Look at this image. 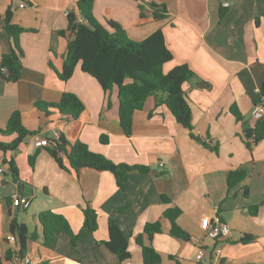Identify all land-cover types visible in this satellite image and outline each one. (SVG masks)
Returning <instances> with one entry per match:
<instances>
[{"label":"crops","instance_id":"1","mask_svg":"<svg viewBox=\"0 0 264 264\" xmlns=\"http://www.w3.org/2000/svg\"><path fill=\"white\" fill-rule=\"evenodd\" d=\"M77 1L0 0L1 55L12 50L4 29L8 10L12 23L24 29L20 79L10 82L0 74V130L19 111L24 127L34 135L50 136L57 127L71 144L81 141L115 164L149 170L131 174L122 190L110 172L85 170L78 177L66 157L62 168L44 148L34 145L33 136L15 152L0 151L1 263L16 264L6 260L8 252L20 250L11 230L15 220L28 230L25 256L30 264H144L135 238L155 222L161 223L162 232L144 235L143 240L159 252V264H264V206L255 216L249 212L264 201V140L254 144L255 134L252 138L246 134L256 129L251 112L263 96L264 0H94L96 19L107 28L109 21L118 23L133 41L162 33L173 56L165 73L187 66L195 74L183 87L194 116L192 130L176 122L162 102L164 95L157 93L134 114L129 136L120 124L118 87L106 92L81 64L69 80L59 76L70 39L68 14L78 13ZM23 3L29 7H21ZM152 4L165 6L168 17L153 21ZM65 93L84 104L77 119L35 106L58 103ZM103 135L107 144L101 142ZM16 137L0 133V142ZM4 160L15 161L17 181ZM241 168L247 172L245 181L229 189V173ZM15 195L31 198L30 208L14 207ZM88 206L98 215V228L81 233ZM170 207L180 209L177 224L191 240L171 236L170 220L164 216ZM45 213L63 217L73 235L81 233L76 244L61 232L51 246L41 221ZM205 218L227 224L231 238L209 239L201 227ZM110 219L128 241L129 260L120 261L99 244L109 240ZM12 235L17 242L9 240ZM246 235L253 241L242 243Z\"/></svg>","mask_w":264,"mask_h":264},{"label":"trees","instance_id":"2","mask_svg":"<svg viewBox=\"0 0 264 264\" xmlns=\"http://www.w3.org/2000/svg\"><path fill=\"white\" fill-rule=\"evenodd\" d=\"M94 0H78L76 12L68 14L69 42L67 54L64 60L63 71L59 74L63 81L69 80L76 67L81 64L85 73L98 80L102 88L107 92L115 86L118 87L119 97V118L120 124L126 135L132 132L133 117L137 111L143 110L149 97L162 93L163 104L171 112L176 122L185 128L193 129V112L189 98L184 91L185 83L190 82L195 74L187 66H178L168 73L164 72L166 63L172 61V53L167 48L162 33L156 32L142 42L131 40L126 31L116 22L109 21L108 28L102 25L93 14ZM153 21L164 20L168 17V10L165 6L151 5ZM225 10L221 16L224 17ZM142 18H144L142 16ZM4 29L12 41V50L4 55L3 65L7 67L8 74L3 75L7 81L16 82L20 79L23 69V51L20 47V35L24 29L12 23V11L8 10L4 18ZM66 32H62L65 35ZM264 95V85H263ZM36 108L41 111H57L67 119H77L85 107L82 101L74 94L65 93L58 103H37ZM237 113V112H236ZM241 118L240 114H237ZM4 135H16V139L10 143L0 142V151L3 153L17 151L28 136H33L22 123V115L19 111L14 112L9 118L4 130ZM264 140V121L256 125L254 144ZM103 144L108 143L107 136L101 137ZM44 149L62 167L64 157L67 158L70 169L80 177L85 170H93L98 173L110 172L114 174L120 189H125V184L131 174L135 172L146 173L148 168L144 166H131L127 164H115L104 155L95 153L88 145L81 141L69 143L65 137L59 140L50 139L48 146ZM218 151V148H216ZM8 166L13 179H19V169L14 160H4ZM247 177L245 169L241 168L231 171L228 176L229 189H233L243 183ZM244 195L249 196L248 188ZM165 204L171 203L170 199L163 197ZM264 206V201L259 205L249 208L251 215L255 216L259 209ZM121 211V210H119ZM180 209L169 208L164 216L170 220V234L173 237L189 241L191 236L182 230L177 224L180 216ZM85 222L81 233L85 231L95 232L98 228V215L90 206L84 209ZM41 221L45 226L47 242L51 240L53 245L55 238L61 233L71 236L73 244H76L81 236L73 235L63 217L45 213L41 215ZM13 234L18 236L20 250L17 253L8 252L6 260H13L16 255L25 256L26 243L29 238L25 225L13 221L11 224ZM162 232L160 222L150 223L145 226L144 233L136 236V244L142 249L144 264H159L162 257L154 248L145 245L144 235L153 236ZM50 236V238H49ZM35 238V235H31ZM254 237L246 235L241 242L253 241ZM49 243V242H48ZM100 245L107 247L120 261L131 259L128 251V241L117 224L109 221V240L100 242ZM49 245V244H48ZM0 264L1 260H0Z\"/></svg>","mask_w":264,"mask_h":264},{"label":"built area","instance_id":"3","mask_svg":"<svg viewBox=\"0 0 264 264\" xmlns=\"http://www.w3.org/2000/svg\"><path fill=\"white\" fill-rule=\"evenodd\" d=\"M137 1H143V0H137ZM21 7H29V5L23 3ZM3 62H4V55L0 54V73H2L3 75H7L8 69L6 66L3 65ZM251 115L256 123L260 121H264V95L262 96L261 102L253 107ZM64 119H67V117L64 116ZM61 136L62 135L60 131L56 127L51 130L50 136L45 135L44 133H38L36 135H33L32 139L36 147L44 148L48 146L50 139L59 140ZM3 172L4 170L1 168L0 174ZM31 204H32V199L24 195H15L12 198V205L16 208L27 210L30 208ZM201 227L204 230L206 236L211 240L218 241V240H228L231 238V229L225 223H220L218 221H213L210 218H205L201 223ZM9 240L15 243L17 242V237L15 235H12L10 236ZM203 254H204L203 250H200L198 252L199 260L202 259ZM13 260L16 264L31 263L30 259L26 256L21 257L19 255H16Z\"/></svg>","mask_w":264,"mask_h":264},{"label":"water","instance_id":"4","mask_svg":"<svg viewBox=\"0 0 264 264\" xmlns=\"http://www.w3.org/2000/svg\"><path fill=\"white\" fill-rule=\"evenodd\" d=\"M246 134L249 138H252V136L255 134V130L254 129H250L248 131H246Z\"/></svg>","mask_w":264,"mask_h":264}]
</instances>
